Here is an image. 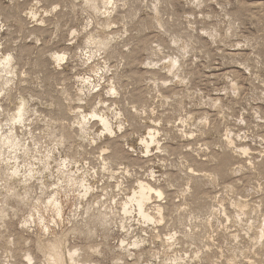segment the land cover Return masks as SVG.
I'll return each mask as SVG.
<instances>
[{
    "label": "rangeland",
    "instance_id": "1",
    "mask_svg": "<svg viewBox=\"0 0 264 264\" xmlns=\"http://www.w3.org/2000/svg\"><path fill=\"white\" fill-rule=\"evenodd\" d=\"M61 242L264 264V0H0V264Z\"/></svg>",
    "mask_w": 264,
    "mask_h": 264
},
{
    "label": "bare ground",
    "instance_id": "2",
    "mask_svg": "<svg viewBox=\"0 0 264 264\" xmlns=\"http://www.w3.org/2000/svg\"><path fill=\"white\" fill-rule=\"evenodd\" d=\"M56 63H60V61L63 59L62 56L59 57V55L55 56L53 58ZM63 61V60H62ZM23 107H19L17 109V119L21 120L23 116ZM102 123L104 125V129L111 133V128L107 126V121L102 118ZM17 172L14 171V175H16ZM154 191L151 186L147 183L139 182L137 189L133 190L131 193L130 200L131 202H134L138 205L139 214L143 218H148L147 215L143 212L142 208L146 204L147 201L150 200L149 194ZM155 193H157L159 196H162V192L157 190ZM54 202V201H53ZM54 209L58 214L60 213V208L57 204L53 205ZM52 208V207H51ZM53 209V210H54ZM62 213V212H61ZM43 224V223H42ZM45 228V227H44ZM76 251H68L64 248V243L56 244L53 248V253L49 256L48 261L50 264H90L89 262H81L76 257Z\"/></svg>",
    "mask_w": 264,
    "mask_h": 264
}]
</instances>
